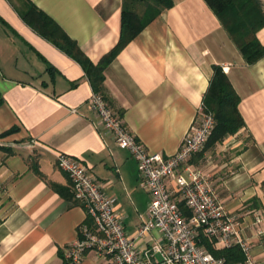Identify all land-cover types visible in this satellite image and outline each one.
I'll return each instance as SVG.
<instances>
[{
	"label": "crops",
	"instance_id": "1",
	"mask_svg": "<svg viewBox=\"0 0 264 264\" xmlns=\"http://www.w3.org/2000/svg\"><path fill=\"white\" fill-rule=\"evenodd\" d=\"M172 2L159 11L142 0H0V144L11 150L0 151V264H70L79 228L93 225L59 153L96 174L134 236L151 196L137 161L99 127L89 98L100 93L150 153L169 158L204 105L215 66L240 97L244 126L188 165L211 182L264 264V57L249 64L205 0ZM124 11L144 27L97 71L120 43ZM258 38L264 45V29ZM79 264L109 261L90 250Z\"/></svg>",
	"mask_w": 264,
	"mask_h": 264
},
{
	"label": "built area",
	"instance_id": "2",
	"mask_svg": "<svg viewBox=\"0 0 264 264\" xmlns=\"http://www.w3.org/2000/svg\"><path fill=\"white\" fill-rule=\"evenodd\" d=\"M89 105L101 130L137 161L142 185L148 190L151 202L147 217L136 234L129 236L116 197L104 190L96 174L81 160L57 154V165L69 176L75 200L93 219L92 226L79 228L81 237L67 249L70 264L81 263L90 250L109 264H229L201 243V234L227 248L241 246L246 259L233 264H259L240 239L234 218L226 212L211 182L201 170L188 165L210 140L216 126L213 113L203 105L179 150L165 158L150 153L100 93L91 95ZM32 143L29 148L35 147ZM169 182H174L175 187ZM149 236L154 243L150 241L143 249L141 244Z\"/></svg>",
	"mask_w": 264,
	"mask_h": 264
},
{
	"label": "trees",
	"instance_id": "3",
	"mask_svg": "<svg viewBox=\"0 0 264 264\" xmlns=\"http://www.w3.org/2000/svg\"><path fill=\"white\" fill-rule=\"evenodd\" d=\"M150 4L152 8L159 11L170 8L172 0H142ZM214 11L220 22L230 34L232 40L241 51L249 64H254L264 57V45L258 38L259 32L264 29V9L258 0H205ZM51 24L50 20L45 25ZM38 27V26H36ZM144 27V22L133 13L124 11L123 31L120 43L107 54L95 67V70L102 71L116 57L129 40H131ZM38 29L44 33L45 29ZM63 46V45H62ZM65 48V47H64ZM68 49V48H65ZM84 68L88 69L86 59L79 57ZM1 103V99H0ZM240 97L233 88L229 77L222 68L215 66L214 75L210 87L204 99L206 111L214 114L216 119L215 129L210 137L208 145H215L224 140L227 135L238 133L244 126V120L239 110ZM15 131L11 130L8 133ZM7 134V133H6ZM11 152L0 146V151ZM73 199L75 196L73 193ZM76 201V200H75ZM77 202V201H76ZM183 206V204H181ZM89 226V225H88ZM209 237L201 234V243L218 258H225L227 263L233 264L245 261V254L240 246L230 248H217L212 244ZM216 243V241H214Z\"/></svg>",
	"mask_w": 264,
	"mask_h": 264
},
{
	"label": "rangeland",
	"instance_id": "4",
	"mask_svg": "<svg viewBox=\"0 0 264 264\" xmlns=\"http://www.w3.org/2000/svg\"><path fill=\"white\" fill-rule=\"evenodd\" d=\"M0 146H1L2 148H8V147H10V146H7V145H5V144H0ZM210 242H211L212 244H216V243H214V241H211V240H210Z\"/></svg>",
	"mask_w": 264,
	"mask_h": 264
}]
</instances>
